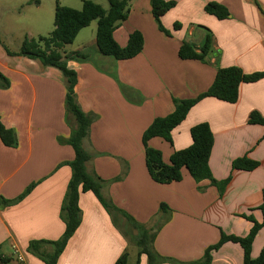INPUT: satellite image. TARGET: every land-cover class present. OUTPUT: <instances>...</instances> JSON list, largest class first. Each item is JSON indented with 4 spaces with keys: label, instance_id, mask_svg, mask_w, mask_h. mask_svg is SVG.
Masks as SVG:
<instances>
[{
    "label": "crops",
    "instance_id": "1",
    "mask_svg": "<svg viewBox=\"0 0 264 264\" xmlns=\"http://www.w3.org/2000/svg\"><path fill=\"white\" fill-rule=\"evenodd\" d=\"M65 1L60 5L66 7ZM175 1L177 6L161 19L169 35L159 29L150 0L132 1L127 20L114 32L122 47L133 32L143 34V51L132 59L115 60L99 52L96 21L61 50L64 56L86 55L68 65L78 74L79 105L92 118L83 141L91 155L87 171L102 179L103 196L113 208L105 209L91 192L81 195L82 223L58 264H115L124 253L129 264L130 245L137 246L138 237L129 217L156 233V253L178 264L201 260L222 232L247 236L254 225L249 216L263 222L258 208L264 192V125L251 123L250 116L258 112L264 117V78L243 83L236 104L203 99L172 132V143L161 138L149 143L167 163L175 151L191 146L193 127L208 123L215 138L209 162L213 177L219 181L232 177L223 195L210 180L197 183L187 170L182 181L167 185L155 182L148 172L143 134L156 118L175 111V100L206 92L221 67L235 65L247 75L264 72V0ZM210 2L227 7L229 18L207 14L204 8ZM57 3L0 0V73L9 82L7 87L0 85V119L18 140L11 148L0 139V203L17 199L37 184L18 204H0V255L10 259L8 264L15 260L45 264L28 252L29 244L58 240L65 230L61 207L72 177L67 163L75 157L65 143L75 126L68 123L66 78L55 67L8 53L19 52L26 38L52 33ZM208 32L213 53L206 62L179 57L184 42L200 48ZM241 157L259 166L253 171L233 170V161ZM162 204L168 206V214L161 211ZM123 227H129L132 237ZM263 247L264 227L254 241L252 257L257 258ZM145 256L140 264H149ZM212 257L211 264H244L243 248L232 242Z\"/></svg>",
    "mask_w": 264,
    "mask_h": 264
},
{
    "label": "trees",
    "instance_id": "2",
    "mask_svg": "<svg viewBox=\"0 0 264 264\" xmlns=\"http://www.w3.org/2000/svg\"><path fill=\"white\" fill-rule=\"evenodd\" d=\"M133 0H109V8L92 1L83 0L81 10L64 7L57 0L55 13V28L48 37L39 39L26 38L21 50L17 53H8L14 56L27 57L38 61L45 67H55L59 69L66 78L67 95L66 108L68 123L73 126L71 135L66 144L70 145L75 157L67 164L71 167L72 177L67 186V191L61 207V218L65 224L62 237L55 241L38 240L29 244L28 252L37 256L45 264H58V261L68 246L82 223V210L80 199L83 193L91 192L98 202L108 211L113 208V204L108 201L102 193L103 181L101 178L92 176L87 171V163L91 160V155L85 150L83 141L89 135L92 118L80 107L76 95V85L78 74L68 65L69 61L85 59L83 52H75L64 56L61 50L67 45L74 43L79 33L96 21L97 27V47L99 52L106 57L115 60H129L138 56L144 48L145 40L141 32L135 31L130 37L128 44L122 47L115 39L114 32L129 16L130 6ZM152 15L159 29L169 35V32L162 25V17L171 9L177 6L175 0H150ZM205 12L219 20L228 19L230 12L227 7L210 2L205 6ZM178 28V25H176ZM1 43V38H0ZM213 53V36L211 32L206 34L204 42L200 48L192 42H184L179 50V57L183 60H199L206 62ZM264 78V72H257L247 75L238 66L221 67L217 70L215 80L211 87L198 97L187 100H175V111L165 117H159L144 132L142 141L145 146L146 165L151 178L159 184H171L183 180V172L187 170L190 176L200 183L210 180L213 186L218 188L221 195L224 194L227 186L232 180L228 177L223 181L213 177L210 168V158L213 151L215 138L208 123H201L191 129L192 144L190 147L175 151L165 162L160 150L150 146V141L161 138L172 143V132L183 123L190 111L205 98H216L218 100L236 104L240 98V88L243 83H254ZM0 85L7 87V78L0 73ZM253 124H263L264 117L258 112H253L250 116ZM0 139L7 147L15 148L18 145L17 135L13 129L7 128L0 119ZM233 170L253 171L259 166V162L247 157L237 158L233 161ZM36 183L30 185L25 192L15 200H2V206L16 205L25 199L36 187ZM263 215V222L258 223L252 216L248 219L254 223L250 233L245 237L228 235L222 232L219 242L210 246L204 253L201 260L189 264H211L212 253L219 250L228 242L239 244L244 251V264H264V247L257 258L252 257L254 241L259 232L264 227V192L263 203L258 208ZM161 211L165 214L170 212L166 204L161 205ZM133 226L139 231L136 240L140 248L138 262L142 255H147L149 264H178L170 258L163 257L153 250V241L156 233L145 226L136 223L128 218ZM46 247H50L48 252ZM128 253H124L115 264H128ZM9 258L0 255V264H8Z\"/></svg>",
    "mask_w": 264,
    "mask_h": 264
},
{
    "label": "rangeland",
    "instance_id": "3",
    "mask_svg": "<svg viewBox=\"0 0 264 264\" xmlns=\"http://www.w3.org/2000/svg\"><path fill=\"white\" fill-rule=\"evenodd\" d=\"M92 1H94V2H96L98 4H100V5H102L106 9L109 8V0H92ZM82 3H83V0H67V1L64 2V5H66V7H71V8L80 10V9H82ZM87 32H89V31H87ZM81 38H83V35H81V37L79 39H77L75 45H77L81 41ZM70 48L71 47H68V50H71ZM159 223H160V221L157 220L156 223H155V225H156L155 227H158ZM123 229H125V231L127 232V235H129L130 237H132V233L128 231L129 230V227H126V228L123 227ZM138 235H139V231H138ZM129 251L131 253V257H130L129 264H137V262H138V251H140V248H138L135 245V243H134V244H131L130 245ZM31 255H33V254H31ZM33 256H35V255H33ZM35 257L38 258L37 256H35ZM145 257H146V260H148L147 255ZM15 262H16V264H21L17 260H15Z\"/></svg>",
    "mask_w": 264,
    "mask_h": 264
},
{
    "label": "built area",
    "instance_id": "4",
    "mask_svg": "<svg viewBox=\"0 0 264 264\" xmlns=\"http://www.w3.org/2000/svg\"><path fill=\"white\" fill-rule=\"evenodd\" d=\"M16 253L19 254V251L16 250ZM18 260L23 261V258L21 256L18 257Z\"/></svg>",
    "mask_w": 264,
    "mask_h": 264
}]
</instances>
